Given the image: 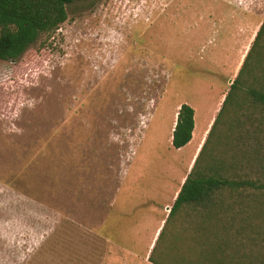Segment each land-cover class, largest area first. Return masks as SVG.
<instances>
[{"label": "rangeland", "instance_id": "obj_1", "mask_svg": "<svg viewBox=\"0 0 264 264\" xmlns=\"http://www.w3.org/2000/svg\"><path fill=\"white\" fill-rule=\"evenodd\" d=\"M67 11L18 59H0V264H121L103 261L100 205L140 219L150 199L170 200L264 0H81ZM182 103L194 129L176 149ZM183 226L176 212L163 235H188Z\"/></svg>", "mask_w": 264, "mask_h": 264}, {"label": "trees", "instance_id": "obj_2", "mask_svg": "<svg viewBox=\"0 0 264 264\" xmlns=\"http://www.w3.org/2000/svg\"><path fill=\"white\" fill-rule=\"evenodd\" d=\"M75 1L0 0V59L55 32ZM239 67L169 212L184 221L174 251L185 264H264V20ZM194 116L180 105L174 148L192 139ZM155 248L149 261L164 264Z\"/></svg>", "mask_w": 264, "mask_h": 264}, {"label": "crops", "instance_id": "obj_3", "mask_svg": "<svg viewBox=\"0 0 264 264\" xmlns=\"http://www.w3.org/2000/svg\"><path fill=\"white\" fill-rule=\"evenodd\" d=\"M224 97L225 95L223 99ZM210 124L205 130L204 136L200 138V145L206 137ZM200 145L196 146L195 155H197ZM195 155L194 157H196ZM185 178L186 175L179 180L176 188L171 193L170 200L166 201L165 205L161 206V202L157 203L156 200L150 199V203L146 205V215L140 219L135 216L131 218V213L122 210L124 207H119L120 203L117 204L116 201L108 205L104 203L100 205L102 206V216L97 222L95 235H97L99 244H103V261L106 257L112 258L114 255L118 258L117 262L121 264H154L149 261V257L156 247L154 257L159 262L164 264H185L184 255L174 251L175 248L178 249L180 247L175 235H163L167 228L170 209ZM146 216L156 218V223L152 226L147 221ZM111 218H113V222H111ZM175 241L176 244L174 243Z\"/></svg>", "mask_w": 264, "mask_h": 264}, {"label": "water", "instance_id": "obj_4", "mask_svg": "<svg viewBox=\"0 0 264 264\" xmlns=\"http://www.w3.org/2000/svg\"><path fill=\"white\" fill-rule=\"evenodd\" d=\"M232 82H233L232 79H230V80H229V83L231 84Z\"/></svg>", "mask_w": 264, "mask_h": 264}]
</instances>
